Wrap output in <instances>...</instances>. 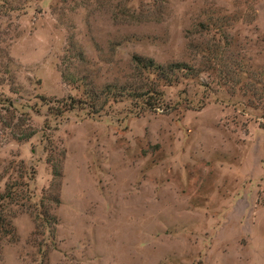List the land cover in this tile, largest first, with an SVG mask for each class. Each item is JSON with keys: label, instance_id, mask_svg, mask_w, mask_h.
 <instances>
[{"label": "rangeland", "instance_id": "1", "mask_svg": "<svg viewBox=\"0 0 264 264\" xmlns=\"http://www.w3.org/2000/svg\"><path fill=\"white\" fill-rule=\"evenodd\" d=\"M205 43L248 73L208 70ZM134 56L200 71L167 111H55L126 84ZM263 72L264 0H0V194L31 197L0 264H264Z\"/></svg>", "mask_w": 264, "mask_h": 264}, {"label": "trees", "instance_id": "2", "mask_svg": "<svg viewBox=\"0 0 264 264\" xmlns=\"http://www.w3.org/2000/svg\"><path fill=\"white\" fill-rule=\"evenodd\" d=\"M209 27L210 26L208 25V27L205 26L202 30L200 29L199 34L204 31H210ZM203 46H206V51L213 57L212 59H207V64L209 66L208 70L217 73L220 78L229 79V77L234 76L235 71H237L235 75L238 73H248L244 70V64L241 63L239 59L226 57V53L228 51L227 49L218 52L220 45H217L216 47L214 44L210 46V44L205 43ZM227 46L228 44L226 43L225 47ZM132 63L133 75L130 80L126 82V84L114 88L107 86L103 90L99 91L90 87L85 95V98H82L83 100L71 99L69 102L63 101L59 110L55 108V111L63 113V111H72L77 107L80 108L85 106L89 111L88 113L94 114L98 112L97 105L103 98L111 99L113 101L130 99L139 103L145 108V110L148 111H167L168 109L165 107L164 102L163 88L174 86L184 78H196L200 71L195 68L196 66L187 65L185 63L158 65L151 59H144L138 56L133 57ZM63 77L67 78V75H64ZM253 79L254 82L256 81L259 83V81H261V83H263L264 72L253 75ZM261 91L264 93V89ZM32 135V133H25L19 140L26 141L30 139ZM52 166V186L56 183L59 186L62 179L60 162L53 163ZM17 186V183H8L5 186L4 193L0 194V242L8 236H11L12 238L15 236V230L12 226L11 219L16 215V212H13L10 207L19 206L22 208L26 205L27 201L31 200V197L26 194L28 193L29 185L25 184V194L24 191L16 189ZM58 201V199L55 200L56 203H59ZM40 207H45V210L36 216L41 228H48L50 224L52 230L54 231L56 224L55 218L50 215L43 202L40 204ZM6 210H8L11 215H6Z\"/></svg>", "mask_w": 264, "mask_h": 264}]
</instances>
